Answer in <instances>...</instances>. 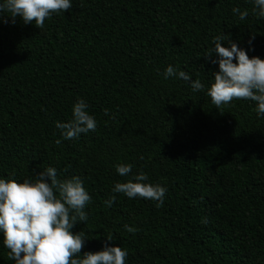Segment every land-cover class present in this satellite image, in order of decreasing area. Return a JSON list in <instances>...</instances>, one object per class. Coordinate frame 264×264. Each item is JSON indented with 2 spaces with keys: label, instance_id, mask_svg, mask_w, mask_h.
Here are the masks:
<instances>
[{
  "label": "trees",
  "instance_id": "trees-1",
  "mask_svg": "<svg viewBox=\"0 0 264 264\" xmlns=\"http://www.w3.org/2000/svg\"><path fill=\"white\" fill-rule=\"evenodd\" d=\"M253 7L252 0H72L41 29L6 16L0 178L15 173L22 181L49 166L61 178L81 176L92 197L88 221L72 229L88 237L82 253L107 242L128 250L127 264H264V117L250 100L211 103L207 88L219 66L205 56L223 34L264 59V18ZM169 65L200 79L204 91L165 79ZM78 98L97 128L65 140L55 125L72 118ZM119 163L133 165L128 177L116 172ZM141 170L167 188L163 206L123 194L105 206L114 184ZM0 264H14L2 234Z\"/></svg>",
  "mask_w": 264,
  "mask_h": 264
},
{
  "label": "clouds",
  "instance_id": "clouds-1",
  "mask_svg": "<svg viewBox=\"0 0 264 264\" xmlns=\"http://www.w3.org/2000/svg\"><path fill=\"white\" fill-rule=\"evenodd\" d=\"M252 2L253 14L264 18V0ZM71 8L72 0H0V23L9 22L6 16L11 17L13 24L16 17H20L24 24H34L41 29L53 15ZM232 11L240 20L249 15L246 9L233 8ZM254 39L255 34L249 44ZM222 41H227L230 47L222 46ZM213 44L215 47L205 54L211 63L219 66V70L212 73L213 80L207 88L211 103L222 109L234 100H250L255 102L257 115L264 117V59L250 57L227 35L213 37ZM213 54L218 59H212ZM163 75L165 79L177 77L190 82L193 91L205 89L200 79L192 80L189 73L172 65L167 66ZM71 111L70 120L58 121L55 125L65 140L96 130V117L89 113V105L83 98H78ZM104 115H109L108 109H104ZM132 169L131 163L115 165L121 177H128ZM64 171L67 172V168ZM148 180V175L141 170L125 182H116L112 194L104 201L105 206L112 207L117 200L115 194H123L129 199L157 201L156 207H162L167 188ZM91 203L92 197L81 176L61 178L52 166L22 181L15 178V173L11 178H0V234L3 246L8 249V259L14 264H127L128 250L109 246L107 242L103 250L82 253L88 237L84 231L74 233L72 229L76 223L88 221L86 209ZM124 228L132 234L138 231L127 224ZM112 240V234H108L107 241Z\"/></svg>",
  "mask_w": 264,
  "mask_h": 264
}]
</instances>
